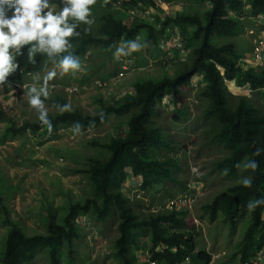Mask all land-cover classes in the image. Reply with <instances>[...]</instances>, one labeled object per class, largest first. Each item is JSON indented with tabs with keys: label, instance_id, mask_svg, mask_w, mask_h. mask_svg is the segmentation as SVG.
Wrapping results in <instances>:
<instances>
[{
	"label": "trees",
	"instance_id": "obj_1",
	"mask_svg": "<svg viewBox=\"0 0 264 264\" xmlns=\"http://www.w3.org/2000/svg\"><path fill=\"white\" fill-rule=\"evenodd\" d=\"M100 1L105 5L104 0ZM197 1L209 2L210 7L204 11L177 10L163 20L156 16L153 22L140 17L124 18L105 10L99 15L93 13L94 26L80 24L77 29L80 36L71 38L74 54L80 60L95 47H101L107 54L115 53L120 40H135L144 31L148 41L154 40L159 45L162 39L171 38L175 28L179 27L184 48H190L188 61H184L175 75L137 80L132 92L123 95L117 102L103 103L99 113H84L79 109L63 114L56 109L54 113H49L53 132L60 127H72L77 122L84 130L91 127L90 123L92 126L102 123L111 114L128 115L127 129L103 145L109 152L105 160L92 163L89 171L93 197L87 198L84 203H71L62 220L52 213L47 233L27 235L21 227L7 220L12 228L1 257L2 264H31L41 253L47 255L49 264H75L76 244L81 239L77 226L80 214L93 215L105 223L118 220L119 237L113 248L119 264H147L146 260L139 262L135 255L142 243L148 247L149 257L165 264L197 261L207 264L211 255L203 248L195 251L198 244L193 235L196 229L193 219L185 214L180 216L175 210L141 215L134 210V206L141 205V200L129 197L124 190L129 169L141 179L140 186L145 191L150 188L162 190L168 184L178 185L181 193L190 191L188 181L177 176L182 167L180 158L176 156L178 146L173 141L170 126L180 123L183 117L185 121L190 118L187 111L179 113L177 109L182 93L194 82L200 87L197 96L207 100L203 115L212 126L209 142L227 152L222 159L214 162V170L222 174L227 170L231 176L241 174L242 178H253L250 188L234 183L217 194L205 205V209L210 213L211 220L222 213L232 226L244 215H251L241 244L228 257L229 260L239 254L242 259H247L263 247L264 205L254 211H249L246 205L250 200L264 198V151L255 155L257 147L264 149V106L256 103L253 95L234 94L227 83L229 87L234 85L238 92L248 93L251 89L256 96L264 94V70L245 67L241 58H251V55H248V49H240L235 40L238 34L245 32L247 25H254L253 17H264V0ZM54 2L58 3V0ZM141 3L150 5L152 2L124 1L125 6L132 8H140ZM156 21H161V28L156 26ZM166 28L170 31L166 32ZM259 29L264 30V23L259 24ZM250 46L253 50L252 43ZM170 51L179 54L178 48H171ZM166 57L173 58L172 55ZM17 59L25 74L42 72L51 63L43 55H37L35 65L28 64L24 57ZM164 98H168V104L175 107L169 111L168 120L159 118V105ZM66 103L65 98L59 97L54 104ZM4 119L6 116L0 107V122ZM27 129L34 132L47 130L39 120L27 121L13 130L24 132ZM250 160L258 164L255 171L242 167ZM238 163L240 168L236 167ZM170 194L172 198L176 197L174 193ZM187 258L190 260L186 261Z\"/></svg>",
	"mask_w": 264,
	"mask_h": 264
},
{
	"label": "rangeland",
	"instance_id": "obj_2",
	"mask_svg": "<svg viewBox=\"0 0 264 264\" xmlns=\"http://www.w3.org/2000/svg\"><path fill=\"white\" fill-rule=\"evenodd\" d=\"M209 7V2L175 0L172 12L191 9L204 11ZM119 9L111 2L103 5L97 0V4L92 6V16L93 13L99 15L105 10L119 14ZM120 15L125 16L123 13ZM95 23L96 21L91 25L94 26ZM250 28L258 30L259 22L247 25L245 32L235 37L240 49H248V55H252L250 44L258 37L256 33L250 34ZM138 37L139 43L146 46L135 52V67L125 74L119 84L109 89L93 85L96 79L106 80L121 69L114 59V53L107 54L101 47L91 48L86 57L80 60L82 67L75 70L74 75L71 71L62 77L58 74L49 82L54 87L49 88L50 98L45 101L48 112L54 113L56 109L53 104L59 97H63L67 103L72 104L73 110L99 113L103 103L117 102L127 92H132L137 80L175 75L177 70L182 68L184 61H188L190 48H186L184 53L179 51V54H176L161 48L154 40L148 41L145 31ZM170 45L173 47L172 43ZM166 55H172L173 58H167ZM241 61H246V68L254 65L253 60H244V57ZM51 68L50 63L42 72L31 73L39 74L42 83L43 76ZM32 82L29 73H16L0 88V107L6 116V119L0 122V264L6 239L12 228V224L7 220L17 224L27 235L47 233L48 220L52 213L62 220L71 203H84L87 198L93 197L89 171L91 165L94 161L105 160L109 152L103 145L127 129L128 115L111 114L102 123L82 130L80 135H74L72 127H60L51 135L46 129L14 132L13 129L19 128L27 121L38 120L37 111L28 105L27 97L23 95L22 84L30 85ZM71 83H79V91H68L67 87ZM227 87L236 95L255 96V102L264 106V94L256 96L251 91L238 92L234 85L229 87L228 83ZM199 89V85L194 82L182 93L177 111H187L190 118L185 121L184 114L180 123L170 126L173 141L178 146L176 156L180 158L182 167L177 176L188 181L190 191L181 193L178 185L171 184L162 190L150 188L145 191L141 189V179L135 177L129 169L124 190L129 197L141 200V205L132 204L134 210L141 215L175 210L180 216L185 214L187 218L193 219L196 224L193 235L198 244L195 251L203 248L211 257H219L216 258V264H224V259L238 250L250 224L251 215H244L232 226L222 213L215 220H211L210 213L205 209V205L217 194L239 182L242 177L241 174L225 175L213 168L214 162L222 159L227 152L223 147L209 142L212 126L203 115L207 100L197 96ZM172 109H175L173 104L163 101L159 105V118L170 119L169 111ZM192 169L197 171L193 172ZM166 190H170L176 197L185 196L183 200L186 197L193 199L191 206L182 201L179 205H173V208L169 207L172 197ZM77 226L81 239L76 244L75 264H119L113 248L119 237L118 220L105 223L93 215L80 214L77 217ZM141 245L143 246V243ZM142 246L135 251L139 262L145 261L149 255L148 247ZM31 264H49L48 257L41 253Z\"/></svg>",
	"mask_w": 264,
	"mask_h": 264
},
{
	"label": "clouds",
	"instance_id": "obj_3",
	"mask_svg": "<svg viewBox=\"0 0 264 264\" xmlns=\"http://www.w3.org/2000/svg\"><path fill=\"white\" fill-rule=\"evenodd\" d=\"M108 2L109 0H104L105 4ZM96 4L97 0H58V3L54 0H0V88L8 83L10 76L25 74L17 57H24L28 64L35 65L37 55L46 56L52 68L43 76L42 83L39 74L29 72L33 82L30 85L22 84V88L28 105L37 111L38 120L47 128L49 135L54 127L45 105V101L50 98L49 88L54 87L49 82L58 74L62 77L71 71L74 75L75 70L81 69V61L74 54L71 38L80 36L77 29L81 23L90 26L95 22L92 18V6ZM139 39L137 37L136 40L122 42L116 48L114 59L119 60L122 56L145 47L146 45L139 43ZM53 107L60 114L73 111L71 103L54 104ZM100 115L103 120V113ZM82 128L77 122L71 131L74 135H80ZM262 151L264 149L257 147L255 155H260ZM236 167L240 168L241 164L238 163ZM242 167L255 171L258 164L250 160ZM224 174H227V170ZM239 183L250 188L253 178L243 177ZM260 205H264V198L250 200L246 207L249 211H254Z\"/></svg>",
	"mask_w": 264,
	"mask_h": 264
},
{
	"label": "built area",
	"instance_id": "obj_4",
	"mask_svg": "<svg viewBox=\"0 0 264 264\" xmlns=\"http://www.w3.org/2000/svg\"><path fill=\"white\" fill-rule=\"evenodd\" d=\"M124 1L126 0H109V2L113 3L116 8H120L119 14L123 13L125 16L124 18H132V17H140L143 19H146L148 21L153 22L155 20L156 16H159L161 20H163L166 15L172 13L173 11V2L175 0H148L151 1L152 3L150 5L146 4H140V8H132V7H127L124 5ZM118 6V7H117ZM241 19H244V17H241ZM255 19V22L264 23V17H253ZM156 26L158 28L162 27L161 21H156ZM169 28H166V32H169ZM250 34H258V37H255L253 39V50H252V55L251 58L249 57H244L245 59H249L254 61V66L257 70H264V30L263 29H258L255 30L254 28H250L249 30ZM136 40V39H135ZM122 42H126L124 39L120 40L117 44V47L121 45ZM170 43H172L173 47H170ZM160 47L169 50L171 48H178L180 52L184 53L185 48H184V41L181 36V30L179 27H176L173 33V36L169 39H162L160 41ZM135 52L133 51L130 55L128 56H122L119 60H117L119 66H120V71L116 73V75L109 77L106 80H101V79H96L94 81V86L98 88H104V89H109L113 88L117 84L121 82L122 79L125 78V74L130 72L131 70L134 69L135 67ZM247 61V60H246ZM244 61V62H246ZM19 72V71H18ZM20 73V72H19ZM11 77V76H10ZM9 79V78H8ZM79 83H71L68 85L67 90L70 92H77L79 91ZM127 93H130L127 92ZM165 101V98L163 99ZM162 101V102H163ZM167 103H169V100L167 98ZM184 197H175L170 199V205L169 207L173 208V205H179V202H186L189 206H191L193 199L187 198L183 200ZM264 218V215H263ZM216 256H212L211 260L207 264H216ZM190 259L187 258L186 261H189ZM147 264H165L162 261H159L157 259H152L151 257H147L146 259ZM224 264H264V245L257 251H255L249 258L247 259H242L240 256L229 260L228 257L224 259Z\"/></svg>",
	"mask_w": 264,
	"mask_h": 264
}]
</instances>
